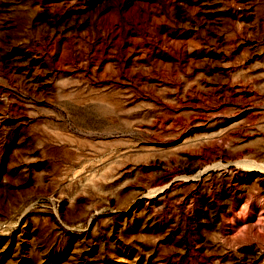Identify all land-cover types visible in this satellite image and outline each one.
I'll return each instance as SVG.
<instances>
[{"label":"rangeland","instance_id":"1","mask_svg":"<svg viewBox=\"0 0 264 264\" xmlns=\"http://www.w3.org/2000/svg\"><path fill=\"white\" fill-rule=\"evenodd\" d=\"M0 264H264V0H0Z\"/></svg>","mask_w":264,"mask_h":264},{"label":"water","instance_id":"2","mask_svg":"<svg viewBox=\"0 0 264 264\" xmlns=\"http://www.w3.org/2000/svg\"><path fill=\"white\" fill-rule=\"evenodd\" d=\"M209 170V168H206L204 171H202V173H200L199 175H202V174H204L206 171H208Z\"/></svg>","mask_w":264,"mask_h":264}]
</instances>
